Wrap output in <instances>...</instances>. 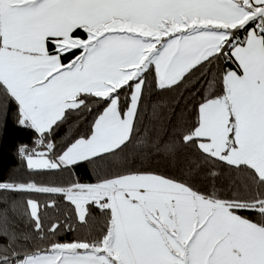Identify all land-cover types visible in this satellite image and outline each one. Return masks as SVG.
I'll use <instances>...</instances> for the list:
<instances>
[{
  "label": "snow or ice",
  "instance_id": "6c2138e0",
  "mask_svg": "<svg viewBox=\"0 0 264 264\" xmlns=\"http://www.w3.org/2000/svg\"><path fill=\"white\" fill-rule=\"evenodd\" d=\"M0 264H264V0H0Z\"/></svg>",
  "mask_w": 264,
  "mask_h": 264
},
{
  "label": "trees",
  "instance_id": "16d2710c",
  "mask_svg": "<svg viewBox=\"0 0 264 264\" xmlns=\"http://www.w3.org/2000/svg\"><path fill=\"white\" fill-rule=\"evenodd\" d=\"M78 30L77 35L84 36V33L79 32ZM228 67H234L233 65H229ZM167 95V94H165ZM60 136H63L64 130H60ZM31 132L28 130H20L16 126L13 125L11 119H9L7 127L4 131V146L6 150V162L9 166L15 165L17 163L16 157L14 155L15 146L20 142H28L31 137ZM74 175H78L81 182H94L95 177L91 172V169L88 166H82L76 169L73 173ZM19 175L24 177L27 176L28 173L23 169H20ZM68 176L67 173H54V174H45L41 176H37L36 179L43 180V181H56L59 182L63 179H66ZM46 197H42L45 199ZM63 239H72L74 238L73 233L62 234Z\"/></svg>",
  "mask_w": 264,
  "mask_h": 264
}]
</instances>
